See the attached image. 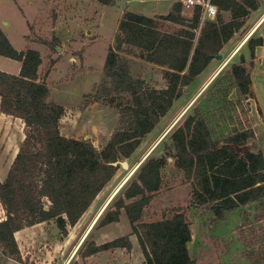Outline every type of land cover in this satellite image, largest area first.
Returning a JSON list of instances; mask_svg holds the SVG:
<instances>
[{
  "label": "trees",
  "instance_id": "1",
  "mask_svg": "<svg viewBox=\"0 0 264 264\" xmlns=\"http://www.w3.org/2000/svg\"><path fill=\"white\" fill-rule=\"evenodd\" d=\"M98 1L104 5L116 2ZM211 1L218 12L203 24L201 7L195 6L189 15L181 1L156 17L158 20L130 11L119 21L103 81L86 102H100L119 113L118 127L101 148L89 139L62 134L65 105L52 98L51 88L40 77V51L16 49L0 26V55L21 62L18 74L0 70V110L21 118L25 125V136L7 177L0 179V201L6 211L0 221V264L9 258L24 264L15 232L27 226L54 221L66 236L68 226L80 220L115 177L119 166L111 162L129 158L138 149L260 6V0ZM160 20L179 28L168 29ZM255 33L158 143L162 154H155V148L147 155L112 198L77 251L83 258L111 249L131 251L133 234L145 264H197L189 249L191 223L183 211L162 219H143L145 209L162 188L169 157L173 168L190 182L192 202L206 207L218 220L252 203L264 206V147L251 149L255 131L235 113L240 109L237 92L254 98L252 70L257 48L264 43L263 36ZM45 43L53 45L49 40ZM124 45L139 48L147 60L165 67V87H154L133 75L131 58L122 54ZM245 45L250 59L241 52L238 60H233ZM122 214L131 232L97 243L92 231L119 222ZM245 249L249 264H264V252Z\"/></svg>",
  "mask_w": 264,
  "mask_h": 264
},
{
  "label": "rangeland",
  "instance_id": "2",
  "mask_svg": "<svg viewBox=\"0 0 264 264\" xmlns=\"http://www.w3.org/2000/svg\"><path fill=\"white\" fill-rule=\"evenodd\" d=\"M179 1L181 0H116L113 5H104L98 0H0V26L16 49L25 50L31 47L40 51L43 58L39 68L40 77L47 81L52 98L65 105L66 111L60 126L62 134L78 139H89L96 147L101 148L107 144L113 131L118 127L119 113L116 108L103 103L86 102L90 100L95 87L103 81L106 57L110 46L115 42L119 21L130 11L158 20L156 17L170 12L174 3ZM192 10L184 8V13L190 15ZM263 13L264 0H260L259 8L251 12L244 29L235 34L221 51L223 58L212 59L206 71L175 101L169 112L161 118L159 125L143 139L138 149L129 158L124 159L129 162V168L119 165L115 177L101 191L80 220L75 225L68 226L66 236H62L54 221L38 223L24 237L20 236L25 254L24 264H64L69 256L64 260H58L56 255L52 254L50 257L51 251L58 253L61 244L76 245L104 201L130 173L133 166L143 161L155 148V154H162V145L157 146L156 143H159L162 135L175 120L177 122L180 120L184 109L206 89L209 79L221 71L224 67L222 65L232 56L234 49ZM205 19L207 18L202 16L201 24ZM159 22L166 24L171 30L179 28L170 22L161 20ZM199 32L200 29L196 31L197 37ZM255 35L264 38V23ZM45 40L51 41L53 45L46 44ZM122 49V54L132 60L134 76L145 78L154 87H165L164 66L147 60L144 53L135 46L124 45ZM241 52L248 61L250 54L246 45L233 60H238ZM256 54L251 82L254 98L247 99L238 92L235 95L240 102V109L235 112L236 115L255 131V138L249 143L250 147L255 144L254 150L264 147V43L257 48ZM0 57L6 58L2 55ZM24 127L21 118L7 115L0 110L2 181L7 177L22 144L25 136ZM3 209L0 201V221L6 217V211ZM176 211H183L191 223L194 239L191 254L193 257L201 254L203 246V251L208 255L211 253L213 256L215 253L221 259V262L216 264H245L240 259L245 248L264 252V206L252 203L231 211L227 218L218 220L206 207L197 206L192 202L190 182L186 181L182 171L173 168V159H169V165L163 171L162 188L145 209L143 219L148 221L162 219ZM130 232L128 219L122 214L119 222L95 228L92 236L97 243H102ZM131 237L134 248L128 251V258L133 260L138 257V264L144 263V257L138 250L136 236L132 234ZM208 247L210 249L206 250ZM2 250L0 245V255ZM119 250L128 253L124 249ZM121 251L101 253L89 259L77 253L71 264H123L124 256ZM47 256L51 258L48 261ZM114 256L117 257L118 263ZM1 258L4 260L5 256Z\"/></svg>",
  "mask_w": 264,
  "mask_h": 264
},
{
  "label": "crops",
  "instance_id": "3",
  "mask_svg": "<svg viewBox=\"0 0 264 264\" xmlns=\"http://www.w3.org/2000/svg\"><path fill=\"white\" fill-rule=\"evenodd\" d=\"M0 69L4 70V71H7V72H10V73L18 74L20 72V69H21V62L18 61V60H14L13 61L9 57H6V58H1L0 57ZM39 72H40V69H39ZM37 225H38V223L34 224V225H31V226H27V227L15 232V237H16V239L18 241L19 248H20L21 253L23 254V256L25 254H24V252H23L24 250H23V248L21 246L22 244L20 242V236L24 237L26 233H28L31 229H34V227H36ZM80 238H79V240H80ZM79 240H78V242H79ZM78 242L76 243V245L78 244ZM193 243H194V239H192L191 242L189 243L190 254H192ZM64 245L61 244L59 246L60 248H59L58 253H55V252L51 251L50 257H52V254H53V255H56L55 257L58 258V260H61V259L64 260V258H66V256H69V257L66 258V261L64 262V264H71L72 260L69 263H68V261H69L70 257L72 256L73 251L76 248V245H72V244H67V246L66 245L64 246ZM201 248H202L201 249V251H202L201 254L195 255L194 257L192 256L193 258L196 259L197 264H216V263L221 262V259L219 257H217V254L213 253V256H212V254L210 253V255H208L205 251H203V246H201ZM208 249H210V248L209 247L206 248V250H208ZM120 251L121 250H119V249H114V250L111 249V250L101 251V252H99V253H97L95 255H98V254H101V253H109V252L116 253V252H120ZM63 252L65 254H63ZM122 254L124 256V260L122 261L123 264H138V260H137L138 257H135L132 260V258H128L129 257V252L128 253L122 252ZM95 255L89 256L86 259L92 258ZM114 257L117 260V257L116 256H114ZM46 259L48 261V259H51V258H48V256H47ZM240 259L245 264H249V260L243 254L240 256ZM143 261H144V258H143ZM116 263H118V260H117ZM6 264H21V263L9 258ZM141 264H145V263H141Z\"/></svg>",
  "mask_w": 264,
  "mask_h": 264
},
{
  "label": "bare ground",
  "instance_id": "4",
  "mask_svg": "<svg viewBox=\"0 0 264 264\" xmlns=\"http://www.w3.org/2000/svg\"><path fill=\"white\" fill-rule=\"evenodd\" d=\"M264 23V14L262 15V17L256 22V24L252 27V29L247 33V35L243 38V40L237 45V47L234 49V51L232 52V56L243 46L244 42L253 34L255 33L260 26ZM230 57V58H231ZM229 58V59H230ZM228 59V60H229ZM228 60H226V62L222 65L225 66L226 63L228 62ZM219 72V71H218ZM218 72H216L207 82L206 86L208 84H210V82L216 77V75L218 74ZM205 86V87H206ZM193 102V101H192ZM191 103V102H190ZM191 105V104H190ZM189 105V106H190ZM177 121V120H175ZM174 121V123H175ZM174 124H172L171 126H173ZM170 126V128H171ZM169 128V129H170ZM158 144V142L156 143V145ZM144 159V158H143ZM142 162V161H141ZM141 162H138L137 164H135L133 166V168L131 169L130 173H128L120 182L119 184L114 188V190L111 192V194L108 196V198L104 201L103 205L101 206V208L98 210V212L95 214V216L92 218V220L90 221L89 225L87 226L86 230L84 231L83 235L81 236L78 244L76 245V248L73 251L72 257L69 259L68 263L71 262V260L74 258V256L77 254V251L79 249V247L81 246L82 242L84 241V239L88 236V234L90 233V231L92 230V228L94 227L96 221L98 220V218L100 217V215L102 214V212L104 211V209L106 208V206H108L109 202L112 200V198L116 195V193L120 190V188L126 183V181L128 180L129 177H131V174L137 170L139 164Z\"/></svg>",
  "mask_w": 264,
  "mask_h": 264
},
{
  "label": "built area",
  "instance_id": "5",
  "mask_svg": "<svg viewBox=\"0 0 264 264\" xmlns=\"http://www.w3.org/2000/svg\"><path fill=\"white\" fill-rule=\"evenodd\" d=\"M181 2L187 9L200 6L202 16L206 18H214L218 12L217 6L211 0H181Z\"/></svg>",
  "mask_w": 264,
  "mask_h": 264
},
{
  "label": "water",
  "instance_id": "6",
  "mask_svg": "<svg viewBox=\"0 0 264 264\" xmlns=\"http://www.w3.org/2000/svg\"><path fill=\"white\" fill-rule=\"evenodd\" d=\"M215 57L217 58V59H222L223 58V55L222 54H216L215 55ZM194 102V101H193ZM191 106V105H190ZM189 106V107H190ZM188 107V108H189ZM187 108V107H186ZM184 109L185 111L184 112H182V114L184 115V113L188 110V108L187 109ZM177 121H175V123H176ZM175 123H173V124H175ZM173 126H171V128H172ZM170 128V129H171ZM170 129H168L162 136L163 137H161V139H160V141L167 135V133L170 131ZM159 141V142H160ZM251 149L252 150H254L255 149V144H253L252 145V147H251ZM170 160H172V158H169ZM111 164L112 165H114V166H119V165H121L123 168H129V162L127 161V160H116V161H113V162H111Z\"/></svg>",
  "mask_w": 264,
  "mask_h": 264
}]
</instances>
